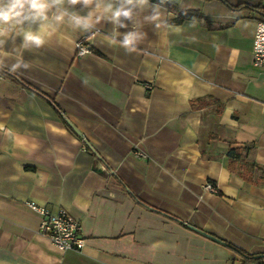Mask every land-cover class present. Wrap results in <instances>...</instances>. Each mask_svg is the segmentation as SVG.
Masks as SVG:
<instances>
[{
    "label": "crops",
    "instance_id": "crops-1",
    "mask_svg": "<svg viewBox=\"0 0 264 264\" xmlns=\"http://www.w3.org/2000/svg\"><path fill=\"white\" fill-rule=\"evenodd\" d=\"M165 1L175 9L137 3L127 27L108 21L104 7L65 2L61 9L95 27L57 21L53 10L42 47L0 37V264L264 256V67L252 62L264 8L259 0ZM179 11L193 16L178 22ZM91 31L89 52L78 56L76 43ZM129 31L138 33L130 53L119 45ZM21 60L29 66L11 71ZM28 201L77 220L83 249L59 251Z\"/></svg>",
    "mask_w": 264,
    "mask_h": 264
},
{
    "label": "clouds",
    "instance_id": "clouds-1",
    "mask_svg": "<svg viewBox=\"0 0 264 264\" xmlns=\"http://www.w3.org/2000/svg\"><path fill=\"white\" fill-rule=\"evenodd\" d=\"M65 2L73 8L80 5L82 9H85L92 4L97 8L104 7L108 13L106 16L108 21L118 27H127L124 20H131L137 3L143 6L147 0H123V2L121 0H0V37H10L11 34H16L22 37L23 45L31 44L35 47H42L46 40L41 35V31L47 27L46 21L49 13L53 10L58 13L57 21H62L67 17L68 22L73 27L82 31H90L95 27V23L89 16L80 15L76 11L70 12L67 8L61 9L60 6ZM155 18L153 17V19ZM17 28H19V32H16ZM137 35L138 33L135 31L123 34V39L119 40V45L129 53L135 51ZM3 43L5 41L0 40V46ZM116 43L115 37L109 39L110 45ZM28 66L27 62L21 60L14 64L10 70L16 71L21 67L26 69ZM3 67V61H0V69Z\"/></svg>",
    "mask_w": 264,
    "mask_h": 264
},
{
    "label": "built area",
    "instance_id": "built-area-1",
    "mask_svg": "<svg viewBox=\"0 0 264 264\" xmlns=\"http://www.w3.org/2000/svg\"><path fill=\"white\" fill-rule=\"evenodd\" d=\"M264 8V0H259ZM95 32L85 34L75 45L76 53L82 56L89 52L87 42ZM252 62L256 67H264V20L256 24L252 45ZM134 153L137 158H145V154L135 145ZM204 190L216 193L211 183L204 185ZM29 210L39 217V232L47 237L61 252L75 250L80 252L85 240L81 234V224L73 219L66 211L59 209L53 211L47 206L39 205L33 201L26 202Z\"/></svg>",
    "mask_w": 264,
    "mask_h": 264
},
{
    "label": "trees",
    "instance_id": "trees-1",
    "mask_svg": "<svg viewBox=\"0 0 264 264\" xmlns=\"http://www.w3.org/2000/svg\"><path fill=\"white\" fill-rule=\"evenodd\" d=\"M154 1H157L158 3H161V4L165 5L169 9H175V6L173 4H171V3H169V2H167L165 0H154ZM227 6L230 7L229 5H227ZM239 8L240 7H237V9H239ZM233 9H236V8H233ZM178 13H179L178 14V18H177V21L178 22H181V21H183L185 19H189V18H191L193 16V13L192 12H182V11H179ZM227 155L230 158H233V157L236 156V158L239 161L244 162V158H242V156L240 155L239 151L236 150V149H230L227 152ZM243 256L244 257H243V260H242V264H263L261 259L252 258V256H250V255L245 256L243 254Z\"/></svg>",
    "mask_w": 264,
    "mask_h": 264
},
{
    "label": "water",
    "instance_id": "water-1",
    "mask_svg": "<svg viewBox=\"0 0 264 264\" xmlns=\"http://www.w3.org/2000/svg\"><path fill=\"white\" fill-rule=\"evenodd\" d=\"M67 124H68V126L72 129V131H73L76 135L80 136L79 131H78V130H77V129H76V128L70 123V122H67ZM190 228H191L192 230H194V231H196V232L202 234L203 236H205V237H207V238H209V239H211V240L217 242V243H220V244H222V245H225L223 242H221L220 240L214 238V237L211 236V235H208V234H206V233H204V232H201V231H199V230H197V229H195V228H192V227H190ZM261 257H264V256H263V255H260V256H254V258H261Z\"/></svg>",
    "mask_w": 264,
    "mask_h": 264
}]
</instances>
